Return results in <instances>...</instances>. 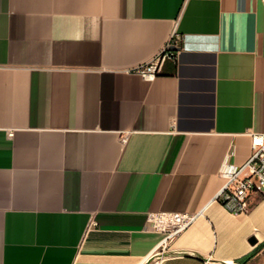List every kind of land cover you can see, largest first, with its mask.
<instances>
[{"label": "crops", "instance_id": "0c3cea01", "mask_svg": "<svg viewBox=\"0 0 264 264\" xmlns=\"http://www.w3.org/2000/svg\"><path fill=\"white\" fill-rule=\"evenodd\" d=\"M175 30L160 74L129 71ZM252 132L264 0H0V264H248L264 194L216 195ZM162 210L197 214L165 249Z\"/></svg>", "mask_w": 264, "mask_h": 264}, {"label": "built area", "instance_id": "2783aa9c", "mask_svg": "<svg viewBox=\"0 0 264 264\" xmlns=\"http://www.w3.org/2000/svg\"><path fill=\"white\" fill-rule=\"evenodd\" d=\"M183 37L176 30L164 47L148 61L137 65L129 71L137 72L147 79H153L161 73L166 60L174 58L181 49ZM252 153L248 159L237 164L231 160L233 151L225 156L220 169L224 184L216 195V199L230 212L239 214L248 212L253 204L255 195L264 194V133H251ZM197 214L177 211H150L147 214L149 226L165 233L162 248L168 242L186 229L196 218ZM154 264H161L163 251L156 253ZM206 264H211L207 258ZM237 264V263H233Z\"/></svg>", "mask_w": 264, "mask_h": 264}, {"label": "rangeland", "instance_id": "374dc122", "mask_svg": "<svg viewBox=\"0 0 264 264\" xmlns=\"http://www.w3.org/2000/svg\"><path fill=\"white\" fill-rule=\"evenodd\" d=\"M248 264H264V250L256 257L251 259Z\"/></svg>", "mask_w": 264, "mask_h": 264}, {"label": "water", "instance_id": "95a60500", "mask_svg": "<svg viewBox=\"0 0 264 264\" xmlns=\"http://www.w3.org/2000/svg\"><path fill=\"white\" fill-rule=\"evenodd\" d=\"M251 241H252L253 243H255V242H256V239H255V238H252Z\"/></svg>", "mask_w": 264, "mask_h": 264}, {"label": "trees", "instance_id": "16d2710c", "mask_svg": "<svg viewBox=\"0 0 264 264\" xmlns=\"http://www.w3.org/2000/svg\"><path fill=\"white\" fill-rule=\"evenodd\" d=\"M246 259H247V257H246V258H243L242 261H244V260H246Z\"/></svg>", "mask_w": 264, "mask_h": 264}]
</instances>
